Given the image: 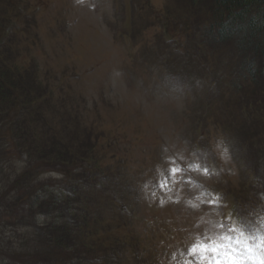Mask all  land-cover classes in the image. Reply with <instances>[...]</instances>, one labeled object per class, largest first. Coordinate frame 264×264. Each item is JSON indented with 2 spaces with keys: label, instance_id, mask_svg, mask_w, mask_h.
Returning a JSON list of instances; mask_svg holds the SVG:
<instances>
[{
  "label": "rangeland",
  "instance_id": "obj_1",
  "mask_svg": "<svg viewBox=\"0 0 264 264\" xmlns=\"http://www.w3.org/2000/svg\"><path fill=\"white\" fill-rule=\"evenodd\" d=\"M217 13L215 0H0V71L19 96L0 106L1 196L16 193L13 201L22 186L14 182L27 175L35 188L75 194L92 226L83 241L101 247L80 259L83 243L70 246L73 263L258 264L249 252L264 240V81L239 76L233 39L208 44ZM165 80L184 95L162 100ZM20 121L35 146L57 138L58 147L92 155L71 176L35 155L40 168L26 174ZM31 201L21 198L4 216L0 202V264H69L28 226L45 221ZM212 208L225 231L186 245ZM36 251L49 257H30Z\"/></svg>",
  "mask_w": 264,
  "mask_h": 264
},
{
  "label": "trees",
  "instance_id": "obj_2",
  "mask_svg": "<svg viewBox=\"0 0 264 264\" xmlns=\"http://www.w3.org/2000/svg\"><path fill=\"white\" fill-rule=\"evenodd\" d=\"M191 1L197 4L200 0ZM215 2L218 5V13L215 20L217 23L215 24V22H212L210 32L207 33L209 34L208 44L212 46H219V43H222L226 38L233 39V42H237L239 49H241L239 54V76H241V74L243 77L248 76L251 81L254 80L252 81L253 83H257L259 81L257 76H259L261 80L264 81V0H215ZM215 26H217L216 32ZM259 58H262V60L259 62V65L261 64L260 66H262L260 71L256 68L259 65L255 64V61ZM259 72L260 75H258ZM4 74L5 73L3 70H1L0 106L11 107L12 105H16L19 96L11 93V86L9 85L8 87L9 83L5 80ZM238 90L243 92L242 89H236L234 93H239ZM243 107H245V112L242 111L243 116L246 119H252V113H249L248 110V108L251 110L252 105L250 103H245L242 105V108ZM2 119L3 116L0 117V122ZM5 121H9V118L5 119ZM24 124V121H20L19 125H17V132L20 137V140L17 143L19 145L18 147H21V149H19L20 152L22 154L28 153L27 156L29 157V161L31 160L27 169L37 167V164L32 166L33 162L39 161L40 166L44 167V165L41 163L42 161L47 162V160H53L59 163L58 165L61 167L66 168V172L68 173L67 176H69V173L71 172L69 168L76 161L79 162L80 159L82 160L83 158L89 159L92 155L87 153L88 150H81L80 147H78V149L75 151L63 146L58 147L57 145L59 144V141L57 138H53L50 143L44 140L42 144L35 146V141L33 142L32 138L33 136L23 131L25 126ZM25 139H29L34 146L26 147V149H24L23 144ZM35 155L37 160L34 157ZM65 163H70V166L68 168L65 167L67 165H64ZM39 168L40 167H37L36 170ZM63 168H61V170H63ZM31 171V169H28L26 174H31ZM37 173L39 176L41 172L39 173L37 171ZM27 176H21L14 182V187L19 183H22V186H19L21 187L19 190L21 194L19 193L17 196H15L13 201H10L9 198L14 196L16 193L10 197L6 196V200L4 195L1 196L4 191H1L0 189V202L3 201V203H1L5 204L7 207H3L4 211L1 216H4V212L6 210H11L13 207L15 208L21 198H30L35 208V212H41L40 216L42 215L45 217V221L42 224L38 221H32L34 223L28 225L30 227H36L34 234L36 235L38 241L47 246L49 250H58L61 252L59 253L60 255L64 253L62 256L66 255L65 261L69 264H76V262H80L78 259L75 260V263H73L72 259L74 258L71 257L70 246H75L76 250H78V246H80L82 242L83 244L80 246L82 252L79 253L83 254L80 259H89V253L96 252L101 246L99 244H86L83 241L85 238L87 239L88 237H91L93 232L90 231L92 226L88 217V213H86L84 209L75 206V201L72 202V198L74 199L75 197L76 199V195L70 194L68 192H57V194L52 191V189H48V187L41 184L35 188L34 186H36L37 183L32 182L28 184L30 181L27 183ZM98 183L100 182H96L95 185ZM41 187L43 188L41 189ZM75 187L80 189V187L77 185H75ZM75 187H73V189ZM9 191H11V188ZM6 193L8 194V192ZM10 204H12V206ZM28 213L30 215V209ZM25 215V212L21 213L22 227H24V222L26 224V221H30L25 219ZM40 253L39 251H36L34 254H31L30 257L33 258L37 255L44 256L46 258L49 257V253L47 252H45V254ZM8 257L13 258L14 260L17 259L12 253H9ZM23 261L24 259L22 258V262ZM15 262L18 263L17 260H15ZM32 262L33 260L28 259L24 261L25 264H32Z\"/></svg>",
  "mask_w": 264,
  "mask_h": 264
},
{
  "label": "clouds",
  "instance_id": "obj_3",
  "mask_svg": "<svg viewBox=\"0 0 264 264\" xmlns=\"http://www.w3.org/2000/svg\"><path fill=\"white\" fill-rule=\"evenodd\" d=\"M80 2L81 0H77V3ZM159 95L162 100H178L184 95V93L175 82L165 80L162 82V86L159 87ZM221 218L222 214L216 208H212L205 212L200 232L193 230V233L189 236L188 240L185 241V244L190 245L198 236L207 235V238L211 239L213 235L222 234L225 231V228L220 227ZM224 223L227 224L228 221L225 220ZM249 242L254 243L255 241L254 239L249 238ZM249 255L256 257L258 264L264 262V240H261L259 246L250 251Z\"/></svg>",
  "mask_w": 264,
  "mask_h": 264
}]
</instances>
